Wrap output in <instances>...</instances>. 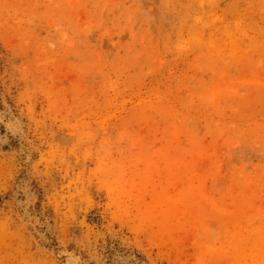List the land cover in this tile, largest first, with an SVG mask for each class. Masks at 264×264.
Segmentation results:
<instances>
[{
  "label": "rangeland",
  "instance_id": "obj_1",
  "mask_svg": "<svg viewBox=\"0 0 264 264\" xmlns=\"http://www.w3.org/2000/svg\"><path fill=\"white\" fill-rule=\"evenodd\" d=\"M0 264H264V0H0Z\"/></svg>",
  "mask_w": 264,
  "mask_h": 264
}]
</instances>
